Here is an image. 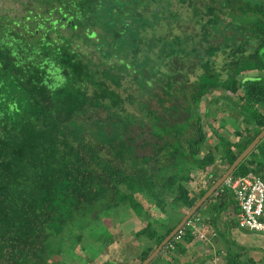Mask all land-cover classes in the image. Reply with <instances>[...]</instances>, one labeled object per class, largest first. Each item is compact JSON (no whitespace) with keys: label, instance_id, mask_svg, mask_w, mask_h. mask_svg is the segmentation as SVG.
<instances>
[{"label":"trees","instance_id":"trees-1","mask_svg":"<svg viewBox=\"0 0 264 264\" xmlns=\"http://www.w3.org/2000/svg\"><path fill=\"white\" fill-rule=\"evenodd\" d=\"M184 3L198 29L182 35L171 30ZM24 4V15L0 14V264H55L65 231L82 229L121 203L136 214L145 209L172 218L159 227L148 221L137 232L154 238L142 261L264 126V2ZM229 25L232 32L214 38ZM86 43L97 48L99 61L82 49ZM217 54L224 55L220 66ZM192 56L200 63L189 78ZM132 73L137 92L122 94L116 87L123 74ZM145 96L156 97L160 107ZM219 99L211 112L230 110L223 126L229 120L236 139L212 127V143L203 119ZM126 102L136 103L141 114ZM99 108L103 115H95ZM218 162L221 172L213 167ZM249 171L264 177V136L231 176ZM195 181L199 189L193 194ZM238 210L223 182L190 216L202 215L215 232L205 264H257L232 233L236 227L264 230L239 226ZM194 236L186 227L182 238ZM169 242L180 246L174 236L164 246L170 248ZM236 242L238 250L232 249Z\"/></svg>","mask_w":264,"mask_h":264},{"label":"crops","instance_id":"crops-1","mask_svg":"<svg viewBox=\"0 0 264 264\" xmlns=\"http://www.w3.org/2000/svg\"><path fill=\"white\" fill-rule=\"evenodd\" d=\"M197 189V181H195L191 193H197ZM110 210L96 219L88 221L84 228L68 231L70 236L64 237V241L61 242L62 245L59 246L58 253L53 257L54 263L139 264L141 253L146 247L153 244L154 238L139 235L137 232L148 221L155 222L159 218L161 220L158 221L162 222L163 220L162 223L167 224L168 221L172 220L171 217L164 219V217L156 216L155 211H150L149 214L145 212V209H142L141 214H136L125 203H121ZM229 212L234 214L232 208ZM199 215L201 214L199 213ZM200 217L205 223L203 216ZM157 226H162V224L158 223ZM210 231L211 228H208V224H203V236L195 235L191 241L182 238L179 247L163 246L153 257L152 263L205 264L203 260L206 253L215 247L214 238ZM79 232L81 238L76 240L74 234ZM139 237L140 240H138ZM208 244H211L212 247H208Z\"/></svg>","mask_w":264,"mask_h":264},{"label":"rangeland","instance_id":"rangeland-1","mask_svg":"<svg viewBox=\"0 0 264 264\" xmlns=\"http://www.w3.org/2000/svg\"><path fill=\"white\" fill-rule=\"evenodd\" d=\"M25 1L26 0H0V14H8L11 16L12 15L21 16V15L26 14L27 11H26L25 4H24ZM194 1L197 4L202 5V2L207 1V0H194ZM260 1L264 2V0H260ZM36 5L37 4H34L32 11H36V9H37ZM41 7H43V6H41ZM172 7L175 8L177 6L175 4H173ZM177 8L181 12L182 18L178 21L174 20V22L172 24V30L171 31L172 32H179L180 34L184 35L186 33H189L190 31L197 30L198 25L194 22V20L192 18H190L191 10H190V8L187 7V3H184L180 6H178ZM165 26L166 25H162V27H165ZM166 27H168V26H166ZM221 27H220V30L215 31V35H214L215 39L216 38L218 40L222 39L225 34L230 33V31L231 32L233 31V25H229V26H227V28L223 27V29ZM97 30L98 29H96V31ZM96 37H97L96 35L92 36L93 39L94 38L97 39ZM82 49L87 52V55L89 57H91L92 60H94L96 62L100 60L101 55L98 52L97 48L94 46V44L86 43V44L82 45ZM223 57H224L223 54H217V55L213 56V59L215 60V65L220 66L222 64ZM190 58L191 59H189L186 63L187 65H189V69L187 70V73H189L188 74L189 78H193L194 77V69L199 70L200 58H198L197 56H192ZM257 72L258 71H254V70L251 71L250 70L246 73L251 74V73H257ZM121 83L122 84L120 86H117L116 88L119 89L122 92V94H125L127 92H137V82L135 81V78L133 77V73L132 74H123L122 79H121ZM154 90L160 91V90H158L157 86L154 87ZM215 91L218 92V90H215ZM144 99L148 100V102L151 106L160 107L159 102H158L156 97L145 96ZM206 100H207V98L204 97V100L201 104V111H203ZM221 100L222 99H219L216 103H214V102L211 103L210 114L207 118L203 119L205 130H206L207 135L210 139V142H212V143L216 140L214 134L211 132L212 127L216 128L219 131L228 132L230 134L231 139H236L234 137V135L231 134L232 126L230 125L229 120L226 123V126H223V123H225L226 116L229 115L230 110L227 109L225 111L224 110L220 111L219 109L218 110L215 109V111L211 112L212 109H214L216 106H218L217 103H219ZM175 101L177 103H181L182 97H177L175 99ZM165 102L168 103L169 101L166 100ZM125 105H126L128 110H131L138 115L141 114L140 110L137 108L136 103L126 102ZM104 113H105L104 110L99 108L96 111L95 115H103ZM241 125H243V123H241ZM143 136H148V135H143ZM210 142L208 144H210ZM148 149H149V147L147 146L146 150H148ZM213 167L218 172H221L223 169V164L218 162L217 164H214ZM200 174H202V172H200ZM203 174H204L203 178L205 179L206 178L205 173H203ZM122 204H124V203H122ZM109 211H111V210H109ZM159 217L162 218L161 215ZM158 220H161V219L158 218ZM158 220H156L155 222L153 221L152 224L153 225H157L158 223L162 224L163 220H162V222L158 221ZM140 235L146 236V234H144V233L140 234ZM232 235L238 240V243L241 242L240 244H243V245L245 244V246H247V245L249 246L248 249H251V250L248 251V253L255 257L257 264H260L261 261L264 262V233L242 231L241 228L236 227L234 229V232L232 233ZM69 236H70V234H68V231H65V237H69ZM138 240H140V237ZM177 240L181 241L182 238L177 239ZM238 243L237 242L234 243V245L232 246V249H234V250L240 249V244H238ZM243 257H248V254H244ZM260 257L262 258V260L258 261V259H260ZM65 260H66V258H65ZM216 264H218V261L216 262Z\"/></svg>","mask_w":264,"mask_h":264},{"label":"built area","instance_id":"built-area-1","mask_svg":"<svg viewBox=\"0 0 264 264\" xmlns=\"http://www.w3.org/2000/svg\"><path fill=\"white\" fill-rule=\"evenodd\" d=\"M224 183L230 187L237 200L239 210L237 212L238 224L241 227L264 230V177L253 171L243 175H229ZM203 220L200 216H192L186 219L184 224L174 234L175 239H181L186 227H190L192 233L203 236ZM201 226V227H200ZM214 236L215 232L212 231ZM173 247L174 244L169 242ZM216 264V261H213Z\"/></svg>","mask_w":264,"mask_h":264},{"label":"water","instance_id":"water-1","mask_svg":"<svg viewBox=\"0 0 264 264\" xmlns=\"http://www.w3.org/2000/svg\"><path fill=\"white\" fill-rule=\"evenodd\" d=\"M264 136V126L255 135V137L248 143V145L236 156L228 168L212 183L208 189L199 197V199L194 203V205L189 208L183 215L179 223L160 241V243L148 254L139 264H148L153 257L160 251L164 244L174 235L176 230L181 227L186 219H188L196 209L202 204V202L214 192L224 181L231 175L232 171L238 165V163L253 149V147L259 142V140Z\"/></svg>","mask_w":264,"mask_h":264},{"label":"clouds","instance_id":"clouds-1","mask_svg":"<svg viewBox=\"0 0 264 264\" xmlns=\"http://www.w3.org/2000/svg\"><path fill=\"white\" fill-rule=\"evenodd\" d=\"M196 216V215H195ZM198 216V215H197ZM201 218V217H200ZM177 231V230H176ZM175 234V233H174ZM174 236V235H173Z\"/></svg>","mask_w":264,"mask_h":264}]
</instances>
